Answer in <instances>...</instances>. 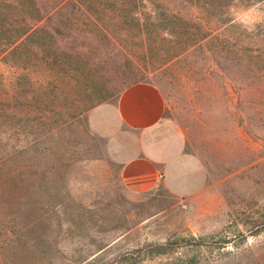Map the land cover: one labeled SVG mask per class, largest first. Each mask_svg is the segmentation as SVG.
Instances as JSON below:
<instances>
[{
  "label": "rangeland",
  "instance_id": "374dc122",
  "mask_svg": "<svg viewBox=\"0 0 264 264\" xmlns=\"http://www.w3.org/2000/svg\"><path fill=\"white\" fill-rule=\"evenodd\" d=\"M113 2L87 0L106 37L58 0L12 19L30 29L0 56V264H264V0ZM137 81L192 158L184 195L127 191L124 151L88 128Z\"/></svg>",
  "mask_w": 264,
  "mask_h": 264
},
{
  "label": "crops",
  "instance_id": "0c3cea01",
  "mask_svg": "<svg viewBox=\"0 0 264 264\" xmlns=\"http://www.w3.org/2000/svg\"><path fill=\"white\" fill-rule=\"evenodd\" d=\"M164 109L158 89L137 81L87 111L90 132L124 151L118 152L119 178L131 193L148 192L159 181L176 195L190 187L184 177L192 158L182 152L181 136L164 119Z\"/></svg>",
  "mask_w": 264,
  "mask_h": 264
},
{
  "label": "trees",
  "instance_id": "16d2710c",
  "mask_svg": "<svg viewBox=\"0 0 264 264\" xmlns=\"http://www.w3.org/2000/svg\"><path fill=\"white\" fill-rule=\"evenodd\" d=\"M26 0H0V56L6 52L11 46H13L17 41H22L27 35L29 31V27L27 23L18 24L12 19L17 16V14L23 13L25 16H29L31 13H34L40 10L45 11L39 3L40 9L36 8V6L32 8H25L23 9V5ZM28 1V0H27ZM34 1V0H33ZM102 0H94V2L101 4ZM114 4L121 6L122 4H128L130 7L134 6H143L142 1L149 0H112ZM201 3V8L204 11H208L210 9L216 8L221 2H240L243 4H249L252 2H260L262 0H196ZM221 1V2H220ZM58 2L68 6L69 9L71 8V12H75L81 14L85 20L89 24H91L94 28L99 30V32L103 36H109L110 30L105 26L102 22L101 18L95 15V11L91 5L87 4V0H58ZM35 4V2H32ZM20 5V8L18 7ZM22 5V6H21ZM115 7V5H112ZM65 8V7H64ZM140 8V7H139ZM73 10V11H72ZM141 12L135 11L132 12V16L130 14V18L132 19L131 22L135 23L137 27H142L141 21ZM76 19V18H75ZM135 20V21H134ZM76 23L79 22V18L75 21ZM22 32L17 35L19 30ZM5 46V47H3Z\"/></svg>",
  "mask_w": 264,
  "mask_h": 264
},
{
  "label": "built area",
  "instance_id": "2783aa9c",
  "mask_svg": "<svg viewBox=\"0 0 264 264\" xmlns=\"http://www.w3.org/2000/svg\"><path fill=\"white\" fill-rule=\"evenodd\" d=\"M161 175H159V177H160Z\"/></svg>",
  "mask_w": 264,
  "mask_h": 264
}]
</instances>
